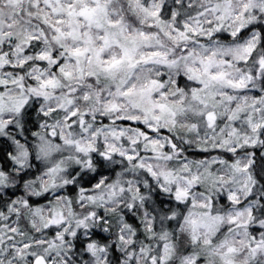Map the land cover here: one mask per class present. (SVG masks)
Returning <instances> with one entry per match:
<instances>
[{"label": "clouds", "instance_id": "1", "mask_svg": "<svg viewBox=\"0 0 264 264\" xmlns=\"http://www.w3.org/2000/svg\"><path fill=\"white\" fill-rule=\"evenodd\" d=\"M0 264H264V0H0Z\"/></svg>", "mask_w": 264, "mask_h": 264}, {"label": "snow or ice", "instance_id": "2", "mask_svg": "<svg viewBox=\"0 0 264 264\" xmlns=\"http://www.w3.org/2000/svg\"><path fill=\"white\" fill-rule=\"evenodd\" d=\"M3 155V149H0V156Z\"/></svg>", "mask_w": 264, "mask_h": 264}]
</instances>
